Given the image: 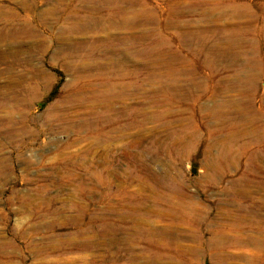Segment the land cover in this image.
<instances>
[{"label":"rangeland","instance_id":"obj_1","mask_svg":"<svg viewBox=\"0 0 264 264\" xmlns=\"http://www.w3.org/2000/svg\"><path fill=\"white\" fill-rule=\"evenodd\" d=\"M0 264H264V0H0Z\"/></svg>","mask_w":264,"mask_h":264},{"label":"bare ground","instance_id":"obj_2","mask_svg":"<svg viewBox=\"0 0 264 264\" xmlns=\"http://www.w3.org/2000/svg\"><path fill=\"white\" fill-rule=\"evenodd\" d=\"M23 5L25 7L27 6V4H26L25 1L23 2ZM233 5H234V8H233L232 12L230 11V13H227L226 16H228L230 18H238V17H245V16L252 17L253 16V14H252V12L250 10V7L247 4H243V3L242 4H237V3H234ZM115 14H120L123 17V20L122 21L118 20L117 19V16H115ZM135 16L137 17V15H135ZM216 19H219V16ZM141 20H144V19H141ZM84 22H85L84 23V26L87 25V24H89V25L93 26V28H91V29H94V30H102V31L103 30H109V29H112V28H132V27H135L136 25H138V19H130V18H128L126 16V13L124 12L123 9L122 10H119V13L115 12L113 14L112 12H110L105 18L102 17V19H100V20H97L96 19V20H92L90 22H87V21H84ZM245 25L247 26V23H245L244 26ZM240 26H241V24H240ZM214 28H216V27H214ZM245 28L242 30L243 32H244ZM2 29H5V27H2ZM68 31H69V33H71V31H76V29H74L72 27V25H70L68 27ZM224 31H226V30H224ZM30 32H31V30L29 28L22 26V24H17L16 27H14L13 29H9V30L8 29H5L2 33H5V35L11 36L13 38H17L18 36H21V35L26 36ZM204 32H205V30H204ZM207 32H209V31H207ZM216 32H217V30H216ZM149 33H151V31ZM181 33L186 34V35H190L189 38H192L193 36H197L196 35L197 32L194 30V28H193V31H192V29H189L187 31H185V30L182 29V32ZM66 34H67V32H66ZM131 34H133V35H131ZM141 34H143V33H138V32H132V33H130V32H128V33H124V34L118 35V36L115 35V34H110L109 36H107L108 38L107 37H94V38H90L89 40H87V39L83 40L82 42H80L79 46H76V47H75L76 41H74V42L70 43L69 46L64 51L66 52L65 54H69L70 52L68 53V51L71 50V49H74L76 51H80V50L83 51L84 50V53L85 54H87V52L89 51V53L91 55H93L92 52L95 50V48L98 45L99 46L104 45L105 47H107V45L109 43H110L109 45H111V43L116 42V40H118V39L119 40H122L124 42L127 41V40H129V38L132 39V40H138L140 38V35ZM214 52L220 54L221 56H223L225 54V51L224 50L222 51V49H220V48L218 50H215ZM126 53L127 52L124 51V52H121L119 55H121V56L122 55L128 56ZM125 56H122V57H125ZM128 57H130V56H128ZM128 65H129L128 64V61L125 58H121V59H119L118 62L112 63V64L108 65V68H110L109 71L111 73L112 72H120V74L121 75L123 74V76H124V75H127L129 73V71H130V68H126V66H128ZM159 92H162V93H170L172 95H175V94L178 93V86H172V83H167V84H164V85L161 84L159 86Z\"/></svg>","mask_w":264,"mask_h":264}]
</instances>
